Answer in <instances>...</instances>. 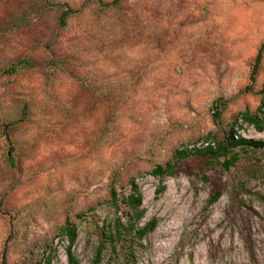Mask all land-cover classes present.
Listing matches in <instances>:
<instances>
[{
    "label": "rangeland",
    "instance_id": "1",
    "mask_svg": "<svg viewBox=\"0 0 264 264\" xmlns=\"http://www.w3.org/2000/svg\"><path fill=\"white\" fill-rule=\"evenodd\" d=\"M84 1L0 0V264L5 247L8 264H37L47 243L68 264L67 217L78 263L92 264L122 215L108 202L113 176L121 195L136 179L137 226H157L132 249L106 244L101 264H133L129 251L136 264H264V147L236 150L230 170L192 156L174 177L150 175L258 108L264 0H92L63 25L62 5ZM221 97L236 99L218 120ZM238 133L264 141L241 122Z\"/></svg>",
    "mask_w": 264,
    "mask_h": 264
},
{
    "label": "trees",
    "instance_id": "2",
    "mask_svg": "<svg viewBox=\"0 0 264 264\" xmlns=\"http://www.w3.org/2000/svg\"><path fill=\"white\" fill-rule=\"evenodd\" d=\"M92 0H85L81 6L77 9L71 7L68 4H64L66 9L61 17L63 25H67L70 16L81 12ZM103 8L118 5L120 0H114L110 3H105L103 0H96ZM264 50V44L256 58V62L253 67L252 77L258 72V69L262 62V51ZM242 92H254L253 87H248ZM260 97V104L256 111L250 109L239 112L234 120L223 129V136L219 139L212 133L206 138L207 142L213 141L214 144L209 143L208 146L202 148H182L176 150L172 159L162 165H157L150 175L163 181L167 177H174L177 175L180 164L189 157H214L215 160L224 159L221 165L225 170H230L240 160V155L236 150H243L248 152L249 150H258L264 147V141L249 140L239 135L238 130L240 128V122L254 128L257 132H264V84L261 89L256 93ZM236 98L226 99L224 97L215 101L213 107L216 111L215 117L221 120L222 113L229 108V105ZM14 148L11 147L8 156V162L14 164ZM128 193L120 194L117 187L116 177H111L109 183V204L115 214L122 213L121 216H117L114 221L102 228V241L97 249L96 255L92 261V264H101L102 256L106 244H110L114 249L120 243L129 242L131 245L128 247L132 249V245L139 241H142L148 234L153 232L157 226L156 221L149 222L144 227L139 228L137 225L143 219L145 215V209H143V195L136 182L135 178H131L128 182ZM166 187H161L157 193L164 192ZM221 197V193H217L211 197L210 203H216ZM80 217V216H79ZM59 232L61 236L65 237L69 245L66 247V254L68 258V264H79L76 256L74 255L73 248L78 238L76 226L70 217H67L63 225L60 226ZM5 247L3 251L2 264H8L7 256L8 251ZM48 253V254H47ZM47 254L46 257H44ZM134 252L129 251L128 260L133 264ZM42 259L37 264H53L58 256V250L52 247V243H47L42 246ZM29 264V263H25Z\"/></svg>",
    "mask_w": 264,
    "mask_h": 264
}]
</instances>
